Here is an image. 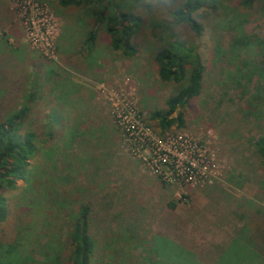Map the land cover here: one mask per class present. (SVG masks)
Instances as JSON below:
<instances>
[{
  "label": "rangeland",
  "instance_id": "rangeland-1",
  "mask_svg": "<svg viewBox=\"0 0 264 264\" xmlns=\"http://www.w3.org/2000/svg\"><path fill=\"white\" fill-rule=\"evenodd\" d=\"M26 1L0 0V121L25 111L21 129L37 146L25 177L4 192L0 264H68V231L84 203L91 264H264V53L244 42L264 37V7L199 0L197 32L173 19L179 0H119L142 18L124 54L95 20V2ZM174 39L200 54L203 84L172 111L183 122L161 131L150 112L166 108L179 82L160 77L154 54ZM125 114L143 132L131 137ZM177 132L209 157L203 175L159 174L143 159L151 137Z\"/></svg>",
  "mask_w": 264,
  "mask_h": 264
},
{
  "label": "trees",
  "instance_id": "trees-1",
  "mask_svg": "<svg viewBox=\"0 0 264 264\" xmlns=\"http://www.w3.org/2000/svg\"><path fill=\"white\" fill-rule=\"evenodd\" d=\"M62 4L75 2V4L95 2L93 11L97 22L103 23L111 35V42L115 49H121L124 54H132L134 45L131 38L139 29L141 15H135L120 4L119 0H59ZM247 8L256 5L264 7V0H239ZM201 5L199 0H179L170 8L173 19L179 23H187L200 32L203 24L196 18L194 11ZM211 6L216 7L212 2ZM98 35L94 27L89 29L85 42L93 46ZM244 42L258 45L264 53V37L257 35H244ZM154 58L158 64V72L162 79H172L179 85L165 99L166 108L154 109L150 116L156 118L161 131L170 127L172 122L182 123V111L172 114L179 105H183L197 95L202 88L204 63L198 52L186 46L180 40H172L155 51ZM26 112L17 110L0 121V219L7 212L6 196L4 192L16 187V179L24 178L29 165V158L36 151L32 131H23L21 125ZM256 145L264 164V134L258 137ZM264 182V181H263ZM89 205L81 204L73 217V226L68 231V264H91L93 238L89 233L88 214Z\"/></svg>",
  "mask_w": 264,
  "mask_h": 264
},
{
  "label": "built area",
  "instance_id": "built-area-1",
  "mask_svg": "<svg viewBox=\"0 0 264 264\" xmlns=\"http://www.w3.org/2000/svg\"><path fill=\"white\" fill-rule=\"evenodd\" d=\"M22 1L29 3L26 0ZM122 118L121 122H124V126L131 137L137 136L140 131L143 132L142 125L132 115L127 117V114H125ZM145 133L146 131H144ZM170 136L169 139L167 133L165 136H162L163 138L158 135L151 137L154 151L150 160L145 156H143V159L147 160V163L159 174L163 172V168L170 167L172 170L174 169L176 174L186 180L195 177L197 172H199L198 176L203 175L204 169H200V165L201 163H205L203 165V168H205L209 157L202 153L198 140L194 137H188L187 134L181 132ZM139 137L141 139H150V137H145V135L144 137ZM166 138L168 139L166 140Z\"/></svg>",
  "mask_w": 264,
  "mask_h": 264
},
{
  "label": "crops",
  "instance_id": "crops-1",
  "mask_svg": "<svg viewBox=\"0 0 264 264\" xmlns=\"http://www.w3.org/2000/svg\"><path fill=\"white\" fill-rule=\"evenodd\" d=\"M89 71H90V69H89ZM68 76H71V78H73L74 81H76V82L78 81L77 78H76V77H73L72 74H68ZM88 77H92L90 73H88ZM75 85L80 86V85H78V83L73 84V86H75ZM77 86H76V87H77ZM81 88H82V87H81ZM81 88H80V87H77V89H78L79 92H80V90L82 91ZM58 89H59V87H57V90H58ZM74 89H75V88H74ZM63 102H64V106H65V108H66V107H67V106H66V103H67V102H65V101H61V103H63ZM69 109H71V108H69Z\"/></svg>",
  "mask_w": 264,
  "mask_h": 264
}]
</instances>
